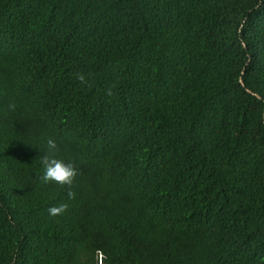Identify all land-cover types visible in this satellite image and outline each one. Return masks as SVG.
<instances>
[{
	"label": "trees",
	"instance_id": "trees-1",
	"mask_svg": "<svg viewBox=\"0 0 264 264\" xmlns=\"http://www.w3.org/2000/svg\"><path fill=\"white\" fill-rule=\"evenodd\" d=\"M0 264H264V0H0Z\"/></svg>",
	"mask_w": 264,
	"mask_h": 264
},
{
	"label": "clouds",
	"instance_id": "clouds-1",
	"mask_svg": "<svg viewBox=\"0 0 264 264\" xmlns=\"http://www.w3.org/2000/svg\"><path fill=\"white\" fill-rule=\"evenodd\" d=\"M76 79L81 84H86L87 79L83 73H77ZM91 85H89L90 87ZM106 94L111 96L113 93L111 89L106 90ZM9 109L14 110L15 105L10 104ZM58 146L54 139L49 138L47 140V151L41 157V164L43 166V174L39 179L45 183L54 182L62 187L67 188V196L69 199L75 198V193L72 191V184L75 177L78 174L77 168L72 162H65L57 157ZM68 208L67 203L60 204L58 206H51L48 209V213L51 216H57L63 214Z\"/></svg>",
	"mask_w": 264,
	"mask_h": 264
}]
</instances>
